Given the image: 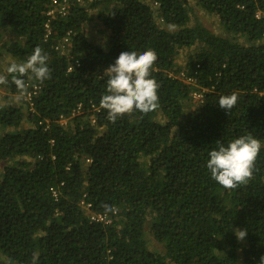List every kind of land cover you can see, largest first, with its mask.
<instances>
[{"label":"trees","instance_id":"obj_1","mask_svg":"<svg viewBox=\"0 0 264 264\" xmlns=\"http://www.w3.org/2000/svg\"><path fill=\"white\" fill-rule=\"evenodd\" d=\"M50 1L0 0V27L15 35L1 42L0 57L23 62L40 46L52 72L43 83L24 77L28 91L36 87L30 102L0 106V264L34 256L37 264H258L264 147L254 179L237 189L214 181L206 162L218 143L242 135L264 145V21L255 16L264 0H151L162 26L146 0H91L102 44L86 35L84 5L51 18ZM190 1L217 17L221 33L190 25ZM148 49L158 56L159 107L113 123L100 107L104 71L122 51ZM180 73L205 91L186 113L191 85ZM8 79L0 88L18 94ZM231 93L238 103L227 112L218 100ZM81 157L90 159L84 170ZM81 201L111 224L90 222ZM236 228L247 229L245 240Z\"/></svg>","mask_w":264,"mask_h":264},{"label":"clouds","instance_id":"obj_2","mask_svg":"<svg viewBox=\"0 0 264 264\" xmlns=\"http://www.w3.org/2000/svg\"><path fill=\"white\" fill-rule=\"evenodd\" d=\"M145 3L154 10L153 15L156 17V22L162 26L163 21L157 14L158 4L151 0H146ZM82 5L85 6L86 4ZM85 7L86 9L89 8V6ZM157 59V53L153 49L141 53L131 50L122 51L115 63L105 69L104 74L108 76V79L106 92L100 100V107L106 110L107 117L111 122L115 123L117 119L131 115L136 111L148 114L158 109L160 85L151 75ZM6 73L7 75H0V85H7L10 76L12 83L17 87L18 101H22L28 91V84L24 77L43 83L52 75L48 64V55L40 46H36L25 61L11 62L6 68ZM187 84L191 85L189 98L193 99L192 93L201 89L197 88L194 83ZM194 100L199 101V99ZM237 103L238 95L236 93L223 95L218 100L219 107L227 112H230ZM262 147L264 145L261 141L251 134L232 139L227 145L218 143L217 147L210 151V158L206 162L211 178L227 190L247 185L254 179L256 162ZM79 161L81 170H84L90 163L88 157H81ZM105 210L113 213L118 211L111 206H106ZM111 218L113 220L112 216ZM234 233L238 240L243 241L246 239L247 229L236 228ZM32 264H37L35 256ZM258 264H264V256H261Z\"/></svg>","mask_w":264,"mask_h":264},{"label":"rangeland","instance_id":"obj_3","mask_svg":"<svg viewBox=\"0 0 264 264\" xmlns=\"http://www.w3.org/2000/svg\"><path fill=\"white\" fill-rule=\"evenodd\" d=\"M91 0H85V2L83 4H86L87 2L90 3ZM190 5H193V12H192V19H191V23L190 25H192L194 22H199L202 25H204L208 30L219 34L221 33V29L217 20V17L212 14V13H208L204 10H202L201 8H198L197 6H195L193 4V2H190ZM87 12L89 14V16L91 17L90 21L87 22L86 26H85V32L86 35L88 37V39H90L91 41L97 43V44H102L103 43V37H102V26L100 24V22L97 21L96 18V14L98 13V9H90L87 7ZM161 26V25H160ZM240 42H243L244 40L241 37H238ZM196 50L195 47L190 48V51L194 52ZM189 50L188 49H182L179 51L178 55L176 56L175 62L178 64H182V62L185 60L187 54H188ZM0 64H1V69L2 70H6L7 66L9 63L13 62V60L11 59V57L9 55H4L3 57H1L0 59ZM4 72V71H3ZM0 74H2V71H0ZM191 100L189 101H185V103H183V109H184V113H186L187 111L193 110V108H195L197 102L194 100V98H190ZM159 118V117H158ZM161 120V118H159ZM1 131V130H0ZM142 160V158H141ZM152 246V242L149 243V247L151 248Z\"/></svg>","mask_w":264,"mask_h":264},{"label":"built area","instance_id":"obj_4","mask_svg":"<svg viewBox=\"0 0 264 264\" xmlns=\"http://www.w3.org/2000/svg\"><path fill=\"white\" fill-rule=\"evenodd\" d=\"M84 2V0H51L50 1V5L49 8L46 11V14L48 16H50L51 18H53L54 16H65L68 13V10L70 8L71 4H79L82 5ZM256 18L258 19H262L264 21V13L261 12H257L255 14ZM263 37H264V33H263ZM57 49H59V52L62 54L63 52H65L66 50L63 49V47L58 46L56 47ZM71 67L68 68V70H70ZM180 77L183 78V80L186 83H193L190 78H185L183 73H180ZM36 87L33 88V91L29 90L26 93V96L24 98V101H28L30 102L32 95L35 93ZM205 91L204 90H200V91H195L192 93V96L194 99L196 100H201L203 97V93ZM80 107L78 106L76 110H73L70 112V114L65 117H61L60 118V123L62 125H65L67 122H69V120H71L79 111ZM92 122H94V119L91 120ZM81 203V208L84 211V213L87 215V218L92 221V222H100V223H104V224H109L112 220L111 215H107V214H101L99 212H95L93 210H91L90 204L88 203H84L83 201L80 202Z\"/></svg>","mask_w":264,"mask_h":264},{"label":"crops","instance_id":"obj_5","mask_svg":"<svg viewBox=\"0 0 264 264\" xmlns=\"http://www.w3.org/2000/svg\"><path fill=\"white\" fill-rule=\"evenodd\" d=\"M0 32H1L0 44H1V42H4V41L6 42L7 40L15 39V37H14L15 35H13V33L8 28H1L0 27ZM3 56L4 55H2V57ZM0 59H1V57H0ZM1 64H0V66H1ZM0 71H2V73H3V71H5V70H2L0 67ZM7 96L9 98H7ZM17 96H18V94H10L7 89L0 88V106H7L9 104H16V105L21 104L22 102L17 100ZM21 126L22 127H30V123L27 122L26 120H24V121H22ZM0 168H1V166H0Z\"/></svg>","mask_w":264,"mask_h":264}]
</instances>
